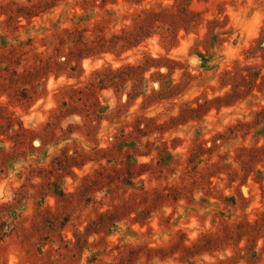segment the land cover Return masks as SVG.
Listing matches in <instances>:
<instances>
[{"label":"rangeland","instance_id":"1","mask_svg":"<svg viewBox=\"0 0 264 264\" xmlns=\"http://www.w3.org/2000/svg\"><path fill=\"white\" fill-rule=\"evenodd\" d=\"M0 264H264V0H0Z\"/></svg>","mask_w":264,"mask_h":264},{"label":"trees","instance_id":"2","mask_svg":"<svg viewBox=\"0 0 264 264\" xmlns=\"http://www.w3.org/2000/svg\"><path fill=\"white\" fill-rule=\"evenodd\" d=\"M150 14H151V15H153L154 13H153V12H151ZM4 70H6V69H4Z\"/></svg>","mask_w":264,"mask_h":264}]
</instances>
